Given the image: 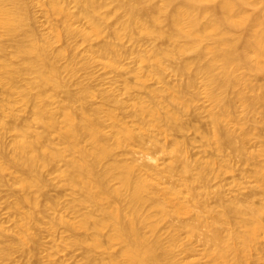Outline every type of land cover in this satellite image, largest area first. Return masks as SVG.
I'll return each mask as SVG.
<instances>
[{
    "label": "bare ground",
    "instance_id": "bare-ground-1",
    "mask_svg": "<svg viewBox=\"0 0 264 264\" xmlns=\"http://www.w3.org/2000/svg\"><path fill=\"white\" fill-rule=\"evenodd\" d=\"M256 1L264 2L0 0V204L12 223L0 232V264H60L54 253L72 247L84 248L81 264H178L177 252L190 248L181 235L199 225L212 264H264V255L253 257L264 236V202L253 203L264 199V142L246 148L264 92L248 96L239 74L250 62L264 68V9L243 11ZM33 5L43 7L39 29ZM139 38L150 45L138 49ZM188 52L196 56L178 68L191 73L186 80L145 83L161 56ZM127 54L135 66L121 73ZM96 68L113 71L121 86L96 88L95 80L105 83ZM200 94L206 105L197 104ZM27 104L20 120L13 109ZM201 117L203 127L194 122ZM194 134L201 140L191 153ZM161 138L163 159L132 155L152 160L146 144ZM233 153L261 191L249 189L242 208L225 177ZM51 181L66 199L57 189L48 197ZM180 216L191 222L174 224ZM40 232L51 246L43 248Z\"/></svg>",
    "mask_w": 264,
    "mask_h": 264
},
{
    "label": "rangeland",
    "instance_id": "rangeland-1",
    "mask_svg": "<svg viewBox=\"0 0 264 264\" xmlns=\"http://www.w3.org/2000/svg\"><path fill=\"white\" fill-rule=\"evenodd\" d=\"M262 9H264V2H261V1L260 2L256 1L251 5H247V6L243 7V11L251 17L253 15L259 13ZM42 12H43L42 6L33 5L31 7L32 23L34 24L36 29H39V28L44 26ZM57 21H58L57 18H53V22H57ZM259 27L262 30H264V16H261V24ZM110 39H111V37L107 36V35L103 37V40H110ZM141 39H142L141 42H140V38L138 41V44H139L138 49H143V48L150 45L148 40L143 39V38H141ZM91 44H95V43L93 42V43H89V44H85V43L81 44L80 49H83V48H85ZM158 45L160 46V48L164 47L162 42H159ZM195 56L196 55L192 52L186 53L184 55V57H181V56H179V57H177V56L176 57L161 56L160 67L154 69L152 76L148 80H146L145 83L147 85L152 86V85H159L162 83L167 84V85H173V84H178L180 82H183L184 80L187 79L188 76H191V73L188 71H183L180 73V72H178V68H179L183 59H187V58L191 59V58H194ZM121 66H122V68L120 70L121 73L124 72V69L131 68V67L135 66V63L133 61V57L131 55L127 54L123 58ZM96 70H97L96 72L98 73L99 77L97 76V74H96V76L98 78L103 79L105 82L103 84H99V81L95 80L93 84L96 85V88L108 87L109 82H114L113 84H116L117 86H121L122 83H121L120 77H118L113 71L109 70L108 68H96ZM239 74L243 75V80L245 81L246 86H247L246 94L248 96H255V95L260 94L261 92H264V68L257 66L254 62H250L249 64H246L244 67H242L240 69ZM128 79L132 84L135 82V78L132 75H129ZM197 82H200V81L197 80ZM238 87H240V85L237 87H234L233 90H237ZM61 96H63L62 92L58 94L57 98H59ZM121 96L123 97L124 95H121ZM204 99L205 98L203 97V94H200L198 96L197 104H203V105L205 104L206 105V101H204ZM89 102L92 104H96V103H98V98L93 97V98L89 99ZM241 110H242V108L240 106L237 107L236 108V114L240 115V113L242 112ZM254 110H255V112H254L255 122L249 123L248 125H253V127L255 128L256 134H255L254 138H252L250 144H248V145L246 144V148L248 150H252V151L258 149L259 146L262 144V142H264V126H262L261 123L259 122L262 115H264V102L257 103L255 105ZM30 111H31V105L30 104H27V105H24L21 107L15 106L13 109V112L16 114V116H18V118L20 120L28 117L30 114ZM205 121H206V117H201L194 122L199 123V125L203 127L202 124L205 125V123H204ZM34 126L36 128H40L39 124H34ZM191 135H193V134H191ZM159 140H158V142H156V143H158V144H156L157 146L155 145V143H153V145H152V143H150V142H149V144H148V142L146 144L147 150H145V151L148 152V155L151 158H153L152 160L147 159L145 157V155H143V153L137 149H136L137 151H135L136 153L133 152L132 155L139 162L150 161L151 163H154L155 161L160 160V158L163 159L162 158L163 152L160 150V147H161L162 143L165 144L167 141H165L164 139L162 140V138ZM194 140H195V142H193ZM194 140L192 141L193 145L189 144V146H188L191 153L197 151L196 145L200 143L201 139L198 135L194 134ZM159 143H161V144L159 145ZM194 146L196 149L194 148ZM148 148L151 151H149ZM233 155L234 156H232V157L233 158L235 157L234 163L232 164V166H230L227 169V173H225V177L227 178L228 192L234 198V201L237 204V206L239 208H242L244 203H245L244 199L246 197L247 191L249 189H255L258 191L259 189L256 188V184L252 178V174L247 175V173H246L245 175H242L239 157L236 156L235 153H233ZM157 157H159V158H157ZM256 163H257V161L253 160L246 167V170L247 169H249V170L254 169ZM49 175H50V173L48 174V176H47V173L45 174V176L48 177V179H47L48 182H50L49 177H51ZM51 183H52V181H51ZM48 184H50V183H48ZM52 186L53 187H50V185L49 186L47 185V187H50V188L46 189V190H48V192H47L48 197H50V196L55 197V195L57 194L54 191H56V189L59 187L54 185V182L52 183ZM57 190H59V194H60V191L62 192L61 197L64 196L65 199L68 197V195H66V194L64 195L65 192L63 190H61V188L57 189ZM259 192H261V191L259 190ZM58 196H60V195H58ZM261 201L264 202V199H261L260 195H256L253 199V203L255 205H260ZM7 216H8V212L5 208V205L0 204V232H1L3 227L10 228L12 226V223H11V221L10 222L8 221L9 219ZM185 221H190V220H187V218L185 216L175 217L172 219V222L174 224H180V223H183ZM262 222H264V217H262ZM42 233L41 234L38 233V235H40V236L39 237L37 236V238L42 243L43 248L51 246L53 241L51 242L50 240H53V238L47 236L45 233H43V234ZM57 234L54 237V239H57ZM59 235H58V238H59ZM181 236H182V240H183V246L189 245L190 248L187 252H182V251L177 252L178 264H212L209 261V259L204 255V248L210 239L209 238V232L207 233V230H206V228H204V226L203 227L201 225L197 226L196 231L193 232L192 235H190V236H187L184 233ZM66 250H65V252L63 250V251L54 253L53 258H55L60 264H81L82 263V256H83L84 248L72 247V248H69L67 251ZM16 254H14V255L17 257L18 255H16ZM43 254H44V251L42 249H38L36 251V260H37V258H41L43 256ZM262 255H264V236H261L258 239V250L256 252H254L253 257H259ZM31 258H34V257H31ZM32 261H34V259H32ZM40 263L41 264H47V261L43 260V261H40L39 264ZM31 264H33V263L31 262Z\"/></svg>",
    "mask_w": 264,
    "mask_h": 264
}]
</instances>
